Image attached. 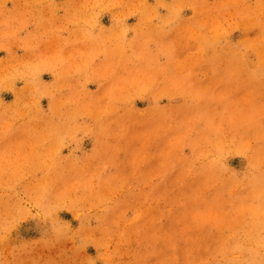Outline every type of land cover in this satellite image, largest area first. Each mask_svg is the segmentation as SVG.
<instances>
[{
  "label": "rangeland",
  "instance_id": "1",
  "mask_svg": "<svg viewBox=\"0 0 264 264\" xmlns=\"http://www.w3.org/2000/svg\"><path fill=\"white\" fill-rule=\"evenodd\" d=\"M0 264H264V0H0Z\"/></svg>",
  "mask_w": 264,
  "mask_h": 264
},
{
  "label": "bare ground",
  "instance_id": "2",
  "mask_svg": "<svg viewBox=\"0 0 264 264\" xmlns=\"http://www.w3.org/2000/svg\"><path fill=\"white\" fill-rule=\"evenodd\" d=\"M254 27H255V26H254ZM241 59H242V58H241ZM235 66H236V65H235ZM238 136H239V135H238ZM241 140H242V139H241ZM140 221H141V220H140ZM131 234H132V233H131ZM132 239H133V238H132ZM132 242H133V240H132ZM172 247H173V246H172ZM116 248H117V247H116ZM118 249H119V248H118ZM131 252H132V251H131ZM128 253H129V252H128ZM128 253H127V254H128ZM125 255H126V254H125ZM128 255H129V254H128ZM125 257H126V256H125Z\"/></svg>",
  "mask_w": 264,
  "mask_h": 264
}]
</instances>
